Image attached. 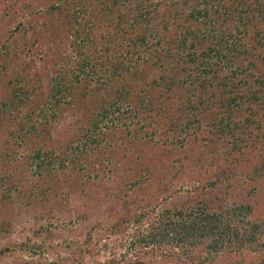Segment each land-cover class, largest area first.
Segmentation results:
<instances>
[{
	"label": "rangeland",
	"instance_id": "374dc122",
	"mask_svg": "<svg viewBox=\"0 0 264 264\" xmlns=\"http://www.w3.org/2000/svg\"><path fill=\"white\" fill-rule=\"evenodd\" d=\"M0 264H264V0H0Z\"/></svg>",
	"mask_w": 264,
	"mask_h": 264
},
{
	"label": "trees",
	"instance_id": "16d2710c",
	"mask_svg": "<svg viewBox=\"0 0 264 264\" xmlns=\"http://www.w3.org/2000/svg\"><path fill=\"white\" fill-rule=\"evenodd\" d=\"M226 44H227V46L229 47V45H228V42L226 41ZM185 45V42L184 41H181V44H180V47H182V46H184ZM229 49H232L233 51L236 49V47H235V44H234V46H232V47H230ZM228 49V50H229ZM164 50H166V49H164ZM169 50H167V52H168ZM202 73H204L205 75H206V79H205V81H204V86H206V83H208V84H210V85H213V83L215 82V81H219V80H216V79H218V77L216 76V78L215 79H212V77H210V75H211V71L210 70H208V69H204V71H201ZM236 73V71L234 72L233 71V74H235ZM215 80V81H214ZM220 82V81H219ZM205 88V87H204ZM205 216L206 215H204V214H200V218H201V221L202 220H204V218H205ZM232 222H235L234 221V219H230V220H228L227 221V223H228V225H224V227H226V228H233V227H236V226H234V225H232ZM189 224L188 223H181L180 224V228H182V230L184 231L186 228H190L189 226H188ZM188 226V227H187ZM206 227V233L207 234H209V233H212V231L214 230V229H216V224L215 223H213V225H208V226H205ZM187 229V230H188ZM201 229H202V234H203V231H204V229H203V226L201 227ZM234 230V229H233ZM231 233V232H230ZM237 235L239 236V238H240V235L237 233ZM241 236H243V235H241ZM230 237H231V235H230Z\"/></svg>",
	"mask_w": 264,
	"mask_h": 264
}]
</instances>
